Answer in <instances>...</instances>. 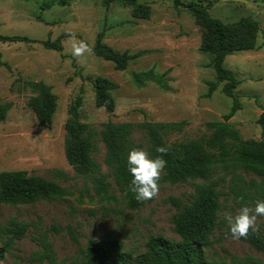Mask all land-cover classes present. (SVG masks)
Segmentation results:
<instances>
[{
	"label": "rangeland",
	"instance_id": "rangeland-1",
	"mask_svg": "<svg viewBox=\"0 0 264 264\" xmlns=\"http://www.w3.org/2000/svg\"><path fill=\"white\" fill-rule=\"evenodd\" d=\"M48 1L0 0V35L31 38L0 37V98L13 103L6 119L0 121V172L23 169L59 182L69 194L62 199L0 205L1 226L13 217L30 223L2 264H78L79 247H85L89 240L117 238L137 255L146 249L151 235L179 239L173 228L175 206L170 198L190 196L193 182H164L155 197L131 207L105 162L106 146L101 141L96 158L108 174L113 196L99 193L93 179L77 173L65 155L70 104L81 94L80 116L97 128L109 119L136 124L148 120L180 122V129L165 136L170 143L211 133L210 123L224 120L234 99L223 90L227 81H218L209 65L210 54L200 49L202 29L186 4L201 1L208 4L211 15L226 22L251 16L260 24L256 48L234 51L227 55L224 65L241 78L235 89L241 108L228 121L243 138L264 139V0H138L149 8L146 17L135 15L132 6L120 2L108 5L104 0H70L46 6ZM100 31L115 49L130 53L143 50V54L133 58L126 69H117L114 62L93 50L81 58L71 55L72 34L94 46ZM61 35L62 49L46 46L45 41H55ZM150 69L166 81L167 87L152 79L144 85L134 81V72ZM99 75L117 83L112 89L114 112L96 105L94 80ZM25 80H43L57 94L50 124H41L28 104L32 92L24 87ZM212 82L218 86L210 93ZM134 139L147 149L148 141L138 127ZM229 171L218 168L215 176L224 174L228 180ZM239 172L247 179L260 180L242 168ZM223 186L228 189L226 183ZM222 199L225 218L234 217L243 207L230 194L222 195ZM247 206L254 211L256 203ZM256 225L264 233V215H257ZM228 226L226 219L217 228L214 254L226 259L247 254L264 259V252L233 238ZM44 235L51 243L53 258L40 262L34 256L43 249Z\"/></svg>",
	"mask_w": 264,
	"mask_h": 264
},
{
	"label": "trees",
	"instance_id": "trees-1",
	"mask_svg": "<svg viewBox=\"0 0 264 264\" xmlns=\"http://www.w3.org/2000/svg\"><path fill=\"white\" fill-rule=\"evenodd\" d=\"M106 4L120 2L132 6L137 16H147L149 8L138 0H104ZM212 1V0H209ZM55 2L67 4L70 0H50L45 3L50 6ZM195 16L202 29L200 49L210 54L209 65L214 69L218 81L226 80L224 92L233 97L234 103L224 120L210 123L212 131L197 138L168 142L166 134L174 129H180V122L131 121L116 122L111 119L104 122L101 128L82 120L80 107L83 96H76L69 107V116L65 122V155L77 173L90 176L99 193L110 196L111 182L108 174L96 158L99 142L106 146L105 162L111 170V175L122 191L123 198L131 207H139L145 201H138L135 194L128 190L132 178L127 168V155L130 149L142 148V143L134 139L136 127L140 128L148 141L147 151L152 156H163L167 164L159 180L164 182H187L194 184V191L187 198L172 196L175 206L172 214L173 228L180 238H170L163 234L151 235L146 243V249L137 255L126 250L117 238L89 240L85 247H79L80 260L78 264H264V259L253 255H231L229 259L213 253L214 235L217 228L226 222L222 216L225 206L222 195H231L234 202L240 206L257 203L264 200V139L243 138L240 131L228 121L241 103L235 89L241 83V78L224 65L227 55L238 50H250L257 46V36L260 31L259 22L251 16H244L234 21H224L211 15L208 4L201 1H191L186 4ZM104 31H100L94 46V53L114 62L117 69H126L129 62L141 54L143 50L130 53L119 51L104 41ZM4 40H26L25 35H0ZM45 41L49 48L62 49L60 40ZM134 81L144 85L146 80H157L167 87L163 80L152 69L133 73ZM117 83L106 76H96L94 91L96 105L114 112L116 100L112 89ZM218 84L212 82L210 93ZM24 87L32 92L28 104L35 111L41 124L52 122L57 108V94L52 86L43 80H25ZM11 101L0 98V121H4L12 107ZM264 127V118H261ZM168 148L165 153H158L157 146ZM218 168H229L230 178L223 174L215 176ZM252 172L256 178L247 179L239 169ZM227 181V182H226ZM228 187L225 190L221 183ZM221 185V186H220ZM69 194L67 188L59 182L41 175L29 174L23 169L3 170L0 172V205L28 204L39 200L62 199ZM152 199V198H151ZM150 200V199H149ZM30 223L10 219L0 225V264L5 260L17 240L22 239ZM229 230V226H228ZM230 232V230H229ZM241 239L249 242L254 248L264 252V233L257 228L250 229L246 237ZM77 243L78 237L74 236ZM43 249L34 258L43 262L46 258L52 260L51 243L44 235L41 241Z\"/></svg>",
	"mask_w": 264,
	"mask_h": 264
},
{
	"label": "clouds",
	"instance_id": "clouds-1",
	"mask_svg": "<svg viewBox=\"0 0 264 264\" xmlns=\"http://www.w3.org/2000/svg\"><path fill=\"white\" fill-rule=\"evenodd\" d=\"M68 51L69 49H65ZM92 48L84 39H78L75 34L71 35V55L77 58L84 57L91 53ZM158 153H165L168 148L159 145L156 148ZM167 164L163 156H152L143 148L130 149L127 155V168L131 173V180L128 190L135 194L138 201H146L155 197L160 188L159 180ZM257 215H264V200L257 201L254 211L247 205L243 206L238 214L228 216L227 222L233 238L246 237L250 229L257 230Z\"/></svg>",
	"mask_w": 264,
	"mask_h": 264
}]
</instances>
